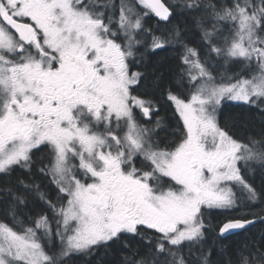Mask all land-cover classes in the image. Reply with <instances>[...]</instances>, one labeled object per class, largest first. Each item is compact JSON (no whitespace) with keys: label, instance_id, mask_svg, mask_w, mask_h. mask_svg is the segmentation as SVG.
<instances>
[{"label":"snow or ice","instance_id":"snow-or-ice-1","mask_svg":"<svg viewBox=\"0 0 264 264\" xmlns=\"http://www.w3.org/2000/svg\"><path fill=\"white\" fill-rule=\"evenodd\" d=\"M0 264H264V0H0Z\"/></svg>","mask_w":264,"mask_h":264},{"label":"trees","instance_id":"trees-1","mask_svg":"<svg viewBox=\"0 0 264 264\" xmlns=\"http://www.w3.org/2000/svg\"><path fill=\"white\" fill-rule=\"evenodd\" d=\"M169 115H171V113H169Z\"/></svg>","mask_w":264,"mask_h":264}]
</instances>
